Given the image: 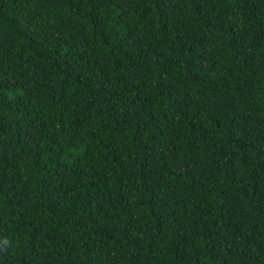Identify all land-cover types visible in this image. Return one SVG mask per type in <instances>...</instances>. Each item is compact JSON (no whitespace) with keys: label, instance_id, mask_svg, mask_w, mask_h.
I'll list each match as a JSON object with an SVG mask.
<instances>
[{"label":"trees","instance_id":"16d2710c","mask_svg":"<svg viewBox=\"0 0 264 264\" xmlns=\"http://www.w3.org/2000/svg\"><path fill=\"white\" fill-rule=\"evenodd\" d=\"M0 264H264V0H0Z\"/></svg>","mask_w":264,"mask_h":264},{"label":"clouds","instance_id":"9594fccd","mask_svg":"<svg viewBox=\"0 0 264 264\" xmlns=\"http://www.w3.org/2000/svg\"><path fill=\"white\" fill-rule=\"evenodd\" d=\"M7 242H8V241L5 239V240H4V243H7Z\"/></svg>","mask_w":264,"mask_h":264}]
</instances>
